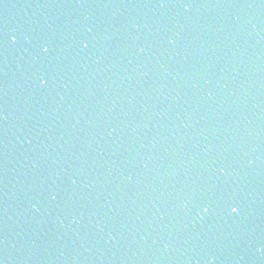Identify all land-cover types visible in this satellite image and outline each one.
Listing matches in <instances>:
<instances>
[{
	"label": "water",
	"instance_id": "95a60500",
	"mask_svg": "<svg viewBox=\"0 0 264 264\" xmlns=\"http://www.w3.org/2000/svg\"><path fill=\"white\" fill-rule=\"evenodd\" d=\"M0 264H264V0H0Z\"/></svg>",
	"mask_w": 264,
	"mask_h": 264
},
{
	"label": "snow or ice",
	"instance_id": "6c2138e0",
	"mask_svg": "<svg viewBox=\"0 0 264 264\" xmlns=\"http://www.w3.org/2000/svg\"><path fill=\"white\" fill-rule=\"evenodd\" d=\"M11 38H12L13 40L17 39V37H16L15 35H13ZM85 46H87V45H85ZM232 211L235 212V211H237V209H236V208H232Z\"/></svg>",
	"mask_w": 264,
	"mask_h": 264
}]
</instances>
